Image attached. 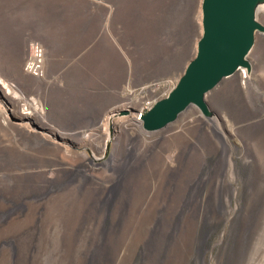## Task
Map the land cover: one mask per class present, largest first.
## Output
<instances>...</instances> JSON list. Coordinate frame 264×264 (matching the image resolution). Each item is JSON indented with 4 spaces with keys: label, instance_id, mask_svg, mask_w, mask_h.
Masks as SVG:
<instances>
[{
    "label": "rangeland",
    "instance_id": "374dc122",
    "mask_svg": "<svg viewBox=\"0 0 264 264\" xmlns=\"http://www.w3.org/2000/svg\"><path fill=\"white\" fill-rule=\"evenodd\" d=\"M202 1L0 0V264H195L218 182L236 205L230 156L245 197L199 264H240L244 245L264 264V31L248 86L234 73L206 95L212 116L135 120L195 57ZM32 42L41 78L25 70Z\"/></svg>",
    "mask_w": 264,
    "mask_h": 264
},
{
    "label": "water",
    "instance_id": "95a60500",
    "mask_svg": "<svg viewBox=\"0 0 264 264\" xmlns=\"http://www.w3.org/2000/svg\"><path fill=\"white\" fill-rule=\"evenodd\" d=\"M262 2L264 0L202 1L203 32L197 53L169 94L142 113L138 112L144 129L160 130L192 105L212 116L206 95L239 68L252 69L249 55L255 45L256 32L264 31L257 13ZM129 112L121 110L119 115Z\"/></svg>",
    "mask_w": 264,
    "mask_h": 264
},
{
    "label": "bare ground",
    "instance_id": "6f19581e",
    "mask_svg": "<svg viewBox=\"0 0 264 264\" xmlns=\"http://www.w3.org/2000/svg\"><path fill=\"white\" fill-rule=\"evenodd\" d=\"M257 13L258 14L264 13V2L259 4ZM45 53H46V50H45ZM251 70L248 72L245 67H241L238 70H236L235 74H239L241 76V78H243L244 84L248 86V84L250 83V79H251V77H250ZM139 113H140V111H139ZM139 113L136 114L137 117L135 118V120H136L137 123H139L141 125L142 121L139 118V115H140ZM216 117H217V119H213V118H216ZM208 121L211 123L212 126L213 125H217L218 122H219L218 115H215L212 118H208ZM223 141H225V140H223ZM223 146H224V144H221V149L220 150L222 151V153L224 152V147ZM263 162H264V157H263ZM230 170H231V173H232V178L230 179V184H231V188H232L231 196H232V199H234L236 201V205L234 206V208L232 210H229V208L224 203L223 185H225V182H223L222 185H220L219 182H218L217 183V189L215 188L216 189V194H215V202H214V211H215L214 217L216 218L215 225H214V228L211 231H208L207 228L204 229L203 227H202L203 229H201V227H200L198 229L197 233L195 234V236H194V244L195 245H192V251L189 254V257L192 258V260H193V262H195V264H199L200 261L202 260V258L206 255V253L209 252V251L211 252L214 249L213 245L210 246V245H207V244L209 243V240L212 237V234L214 233V231L219 226V223L222 222L223 218L227 215L226 216L227 219H228L227 221L228 222L231 221L236 209L238 207L242 206V200L245 197V193L246 192H244L241 189V187H244L245 181L242 178L243 175L241 176V179L238 181L237 177H238V174L240 175L242 173V169L239 167V165L237 164V162L235 161V159L232 156H230ZM240 184H242V186ZM259 202L260 203L256 206L255 210H259L260 207L264 206V197H262V199ZM230 231H232V226L230 227ZM223 241H224V238L222 237L219 240V244L221 242H223ZM239 249H240V257H241L240 258V264H251V261L255 258L254 255L257 254V251L255 250L256 249L255 245H248V246L244 245L243 248H239ZM257 249H259V248H257Z\"/></svg>",
    "mask_w": 264,
    "mask_h": 264
},
{
    "label": "built area",
    "instance_id": "2783aa9c",
    "mask_svg": "<svg viewBox=\"0 0 264 264\" xmlns=\"http://www.w3.org/2000/svg\"><path fill=\"white\" fill-rule=\"evenodd\" d=\"M45 50L39 42H32L30 44V52L25 61V70L32 76L41 78L45 75ZM151 86H157L153 84Z\"/></svg>",
    "mask_w": 264,
    "mask_h": 264
}]
</instances>
